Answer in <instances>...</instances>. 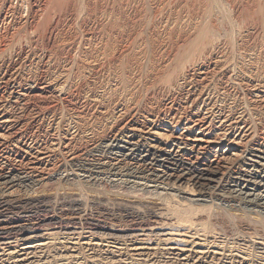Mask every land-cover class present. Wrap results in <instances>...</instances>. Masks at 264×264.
Wrapping results in <instances>:
<instances>
[{"label":"bare ground","instance_id":"bare-ground-1","mask_svg":"<svg viewBox=\"0 0 264 264\" xmlns=\"http://www.w3.org/2000/svg\"><path fill=\"white\" fill-rule=\"evenodd\" d=\"M51 1L52 0H50V2ZM97 1L98 0H82L83 3L81 4V8H79L78 10H77V8L74 9V10L77 11V14H78V12L80 13V15L76 14L77 16H75V18L78 19L81 16L82 19L81 18L80 19L82 20L81 21L82 27L87 25L89 20H91L92 18L96 19V21H98V23H100L101 22L100 20H102L103 29L104 30L106 29V34H107L105 39H103L102 37H100L97 34H92L93 32L92 33H88L89 31L86 32L85 34H83L79 38H76L74 36H72V37L60 36V34L57 33L58 31L56 33L54 32V34H53V31L55 30L57 24H59V22H58V20H59L58 10H59V12L68 11V14H69V12H72V10L74 8L73 6L76 7V5H74L75 4L74 0H54L51 3L49 2V4L47 3L48 4L47 5V10H49L51 12L55 11V13L52 12V13H54L53 14L54 17L52 16L50 20L48 19L49 22H48V24L46 22L47 25L44 24L45 22L44 23H40L41 21L39 19H38L39 21H37V23L40 26L46 25L45 28H48V29H47V31L46 30L45 31L46 32L49 31V35H48V37L45 40L46 41V45H48L47 49H46L47 50L46 52L38 54L39 56H37V57H33L32 56V58H31L30 56H28V53H27V55H24V54L16 52V50H15V53H17V54L14 53V55H16L15 60L14 59L11 60V59H7V58H3L1 53H0V151H2V150L4 151L6 160L7 159L8 160H13L12 157H19V159L15 160V158H14V161H9L8 163L5 160L6 164L5 165L2 164V166L0 165V198H1V201H0V230L7 223L6 221H4L5 217L7 216V213L10 212L12 210V208L14 207V206L9 204V201L10 200L11 201L14 200L13 203L16 204L15 202L17 200H20V198L15 197V194L18 191L17 189L20 190V188L25 187V186L28 189L29 188L28 186H30V187L34 186L38 181L43 179V175H45V173H46L44 169H42L44 171H40L37 167H35L33 165L30 166V167L28 166L26 168H21L20 167V163H21L22 159H24V158H26L28 156L29 159H28V161L26 160V163L27 162L28 163L35 162V163H39V165H40V163L42 164V163L46 162V163L50 164V162L53 161L55 158H59L57 156V155L60 154L59 151H62L63 154H64V155L61 154V156L62 155L65 156V159L68 158L67 161L69 160L68 161L69 164H70V161H71L72 162L71 164L73 166L77 167V169H75V170H79V168H80V170L81 169L88 170L90 172V174L89 173L88 174H89V176H92V180L95 177L97 178V176H98L97 174L98 173H103V172H105V174L106 173L110 174L111 176L119 175L121 177L123 176L125 178H128L126 180H130L131 178H133L134 181H135L136 178L143 177L141 175H145L148 178L151 177V176L152 177L154 176V178H155L154 181L149 180V179L146 180V181H149V182L153 183V185L150 184V185H147V186L148 187L152 186L154 188V192L156 190H158V189H162V191L159 190V192L160 191L163 192V189H165V190L167 189L173 195L177 194V195H182L184 197L197 196L196 200L200 201V202H204L206 200L204 198L206 196H210L212 194L211 193V190H212V187H213L212 181H213L215 175L217 174V171L220 168V166L222 164H224L225 162H227L228 160H231V161L234 160V162H236V164H238V167H240L243 164V166L240 168L242 170L240 171V169H239L237 171V175H236V177L234 176L235 177L234 179H237V180L241 179L243 182L239 183V181H234L233 180V182H232L233 184L232 185H229V186L223 187V188L219 187L220 188L219 192L216 193V191H215V193H216L215 194V198L217 200L222 201V202H223V200L224 201L225 200H227V201L235 200V201H238L241 206L243 205V207H241V209L244 208V207L245 208L246 207H252L256 211L264 212V143L263 142H256V143H252V142L250 143L249 142L250 144H248V148L249 147L251 148L250 151L252 153H251L250 156H247V157L245 156L246 153L243 154V149L241 147L242 145L239 146L240 145V141L242 139H246V142H248L249 140L251 141L253 139V136H252L253 132L250 131L251 130L250 126H252V124L249 122V120H250V116L249 115L250 114H248L249 110L247 112V109H249V107L251 109H253L252 106L255 104L254 103L255 101H253V100L255 98L258 100V98L260 97L259 93L260 92H264V46L262 45L263 48L259 47V50L257 51L256 43H253L252 46L243 45L244 39L248 38V36L250 38L251 34H249V33L253 32V31L249 32L248 30H242L236 24V27L238 26L239 28L235 32L233 30L235 26L232 25L233 23H231L230 19L229 20H221L217 24L216 23H212L210 25H205V24H202V22H200V21H203L205 19H210V20L217 19L218 18V12L214 16H212L211 14H207L205 12L202 13L203 14L202 17L191 15L190 18L186 17V18L182 19L180 22H178L176 19H174V18H172V17H170L168 15H164L158 21V23H163L164 24L163 25V29H165L167 27V25H174L175 27L177 26L180 29V32H179L180 34L176 35L173 38H164L163 35L160 32L163 29L162 30H157L155 32L154 36L151 39H149V41H150V44H149V42H147L146 39L140 38L134 33L130 34V35H127V36L124 35V30H125V27H126V21H125L126 20L125 19V15L126 14L125 13L129 12L132 9V5H135L137 2L135 4H131L130 0H121V2L119 4H116V2L114 3V2L111 1L113 4L112 3L111 4L106 3L104 5L103 4L101 5ZM118 1H120V0H118ZM7 2H8L7 3V10L5 9L6 10V11L4 10L5 12H2L3 10H0V19L3 20L4 22H5V20H7V22L12 20L9 17V15H8L9 12H10L9 14H11V16H13V20L12 21H17V20H14V18L15 19L16 18H18V19L22 18V14H23L22 13V9L23 8H22V5H20L21 2L19 4L17 3L18 5H13V3L10 2V0H8ZM79 3H81V2H79ZM139 3H140V0H139ZM3 5H2V7H3ZM77 5L79 6V4H77ZM257 7H256V9H257L256 11L259 12L260 10ZM259 8H261V7H259ZM238 9H239V7L236 6L235 10L238 11ZM262 9H261V12H262ZM45 11L46 10H44V14H45ZM236 11L234 13H236ZM239 12H240V9H239ZM245 12H243V13H245ZM261 12H260V14H261ZM38 14H40V13H38ZM46 14H47V11H46ZM239 14L241 15V13H239ZM256 14H257V12H256ZM36 16H34V17H36ZM39 16L40 15H38V17ZM242 16H248V15H244L243 14ZM47 17H49V16H47ZM47 17L46 16H42V18H44V19L45 18L47 19ZM257 18L259 19L260 16H258ZM32 19H34V18H32ZM32 19H31V21H32ZM237 19H241V18H237ZM263 19H262V21L264 22ZM24 20L26 21V18ZM73 20H74V18H73ZM248 20H249V18H248ZM12 21H10V22H12ZM31 21H29V22H31ZM205 21H208V20H205ZM235 21H237V20H235ZM247 22H250V21H247ZM252 22H254V21H252ZM93 23H95V22L93 21ZM239 23H242V21L238 22V24ZM230 25H231V27H230L231 29H229ZM260 25L262 26V24H260ZM5 28H7V27H5ZM32 28H34V27H32ZM101 28H102V26H101ZM30 29L31 28H29V30ZM37 29H39V28L33 29L34 32L31 33V34H34V35L38 34V33H36ZM33 30L31 29V32ZM95 30H96V28H95ZM259 30H261V29H259ZM7 31H8V29H6L3 32L2 38L7 34ZM43 31H42V33H43ZM232 33L234 34V37L231 36ZM255 34H256V32H255ZM43 35L46 37V35L44 33H43ZM52 35L54 37H52ZM252 35H253V33H252ZM5 37L7 38V36H5ZM28 37L30 38V36H28ZM31 38H32V36H31ZM32 41H33V39H32ZM37 41H35L36 43L34 42L36 44V46H37ZM154 41L156 43L157 42L160 43L162 46H160V45L155 46V43H154L153 44L154 45V49H153L152 43ZM263 42H264V40H263ZM40 43H41V41H40ZM229 44H231V46L228 47L227 45H229ZM39 45H41V44H39ZM232 45H234V46H232ZM41 46H43V45H41ZM33 47H34V45H33ZM29 49H27V51ZM0 50H1V47H0ZM44 51H45V49H44ZM39 52H41V50ZM213 79H216L215 81H217V87L219 86V90H217L215 92L220 91V93H214L215 95H212V96L207 95L208 96L207 97V96H205V92L207 91L206 89L209 88V84L210 83L214 84V82L211 81ZM139 83H140L141 86H144V87L146 86V88L148 90H150L149 88H151L153 85H158L160 87V89H162V90L166 89L168 92L174 86H179L180 83L183 84V85L184 84L187 85V87H188V85L190 86L192 84V85H194L192 87H195V88L192 89V91L189 90L187 92L186 96L183 97V105L185 106V103H187L186 102L187 100H189V99L194 100L193 98H196V97L198 99H200L201 104H199L198 106H195L191 110V109H186V107H184L182 105V103H181V105L183 106L182 108L181 107H176V108L172 109L173 112H171V110H166V109H165L166 111L163 110L162 105H161L162 103L159 106L157 104H154V106H153V103L149 102L150 100L149 101L145 100L146 98H145V95H144V100L146 101L145 102L146 104L144 105V108L142 110L143 113L141 114V110L140 109H139L140 111L137 110L141 114L142 120L139 121V119L136 117L137 116L136 115L135 117L138 119V120L137 119L136 120L139 121V123L136 121L137 122L136 126H134L133 128H130L128 126L127 130H123L122 126L125 125L124 123H126V120L121 126L120 118L123 117V116H126V117L128 116L129 117V116H132V114H135L134 105H136V99L139 98V95H140L139 93L142 90L141 89L142 87L139 90L136 89L137 87H135L137 85L140 86ZM236 87L244 88L245 92H246V95H245L246 97L243 96L244 93L242 95V94H240L237 91L235 92V90L232 91V89H235ZM182 88H183V86H182ZM173 89L175 90V88H173ZM210 89H208V90H210ZM153 90H155V89L153 88ZM157 90H159V89H157ZM35 91H40V94H48V95L55 94V95L59 96L58 99H61V100H63L64 98L73 99L72 101H76V102L80 101V102H82L85 105V107H86V104L90 105L92 107H89L88 112H81L82 109H81V111H78L79 110L78 108H74V111L73 110L71 111V109H69L70 107L68 109H61V108H56L54 106H51V107L47 108V110L45 112H43V111H42V113L39 112L40 114H37L34 117L31 116V114H32V112H31L30 116L33 117V119H31L32 123H31V125H29V127H27V123L29 121L26 120V117H28V116H25L24 112L31 108V106L29 108L28 102H29V100L31 98H33L35 96ZM240 91H242V90H240ZM156 92H158V91H156ZM207 92H209V91H207ZM213 92L211 94H213ZM147 95L149 96L150 94H147ZM158 95H157V97H158ZM202 95H204V96H202ZM200 96H202L204 98H202ZM247 96H249L248 99H247ZM36 97L37 96H35V98ZM171 97H173V96L171 95ZM175 97H176V95H175ZM175 97H174V99H175ZM153 98H154V96H153ZM250 98H252L251 101H250ZM179 99H181V98H179ZM144 100H142V101H144ZM162 100L163 99H161V101ZM158 101H160V100L158 99ZM140 102H141V100H140ZM189 102H191V101H189ZM261 103H260V106H262ZM83 104H81V105H83ZM164 104H165V102H164ZM190 104H188V105H190ZM186 106H187V104H186ZM257 106H258V104H257ZM132 107H134V108H132ZM139 107H141V106H139ZM262 107H264V106H262ZM136 109H138V108L136 107ZM257 109H260V108H256V110ZM29 111L30 110H28V112ZM31 111H32V109H31ZM85 111H86V109H85ZM168 111H170V116L168 115V113H169ZM183 111H184L185 115H187L186 113H188V117L186 116L187 118H189L187 122L183 121V117H182L183 116L182 115ZM252 112H254V111H252ZM28 114L29 113H27V115ZM252 116H254V115H252ZM133 117H131V118H133ZM261 117H262V115H261ZM28 119H30V118H28ZM253 120H256V118L252 119V121ZM260 120H263V119L261 118ZM26 121H28V122H26ZM256 121H254V122H256ZM263 122H262V124H263ZM253 124L256 125L255 123H253ZM31 126H34V127L30 128ZM125 126H127V125H125ZM254 127L255 126H253L252 128H254ZM162 129L165 130V131H162ZM177 130H181V131H186L187 132L185 139L183 138V133L181 131H180L181 133H179ZM255 131H257V130H255ZM100 133L103 134L102 141L97 142V143H92L91 142L92 144L89 145L88 147L86 146V149H84L85 150L84 152L82 151V153H80L81 151L79 150L80 154L79 153H75L73 151V147L72 146H73V143L76 142L77 137H79V139H81L82 137L80 138V136H82L84 134H91V136H92V135H97V134H100ZM258 133L260 134V131H258ZM59 135H61V139L58 138ZM86 137H88V136H86ZM170 137H173V138H170ZM258 137H260V136L258 135ZM263 139L264 138H262V140ZM85 140H87V139H85ZM223 143L226 144V146H227L226 149L223 147L224 149H221V150L219 149V151L215 150V152L213 154L212 153L213 147H215V145H219V144H223ZM88 144H90V143H88ZM79 145H81V144H79ZM189 145H190V147H188ZM233 146H235L236 148H233ZM195 147H197L199 151H201L203 154L206 155L205 159L203 161H198V160H190V161L188 160L187 161V160H185L186 159L185 156H188L191 153L192 149H194ZM231 149L235 150V151L232 152ZM101 150L107 154L106 157L101 158V159L100 158H94V157L89 158V157H86V155H85V152H86V154L89 155V152H92V153L95 152L96 153V151H101ZM200 154L201 153L198 154L199 157H200ZM100 155H101V152H100ZM191 155H193V153ZM103 156H105L104 153H103ZM59 159H61V158H59ZM30 160H32V161H30ZM165 161L166 162H171V163H168V164H171V167L166 165L167 167H166V170L163 169L164 171L161 170L160 168H159L160 170L157 171L155 168L154 169L152 168L154 166H152V167L150 166V164L152 165L153 162H157V163L162 164ZM18 162H20V163H18ZM54 162H55V160H54ZM60 162H62V163L59 164V162H57L59 164L58 166H56L55 164L52 166V167H54V170L53 169H50V170L48 169L49 171L47 170V173H46L47 176L49 175V173L51 174V172H53L54 175L58 176L57 177L58 179L64 180L63 177H66L69 174H73V173H68L70 170L68 172L66 171L68 162H65L63 160L60 161ZM24 163H25V161H24ZM72 165H71V167H72ZM43 166L44 167H42V168H45V165H43ZM159 166H161V165H159ZM230 166H232V165H230ZM87 167H89V168H87ZM225 171L227 172V170H224V172ZM43 172H45V173H43ZM73 172H74V170H73ZM74 174H76V173H74ZM76 175L78 176V173ZM111 176H109V177H111ZM115 178H118V176L115 177ZM76 179H78V178H76ZM107 179H108V177H107ZM107 179H106V181H107ZM45 180H47V179H45ZM56 180H55V183H56ZM133 180L131 179V181H133ZM227 180H230V179H228V177H227ZM102 181H101V183H103ZM106 181L104 180V182H106ZM119 181L120 180L118 179V182ZM65 182H67V181H65ZM124 182L128 183V181H124ZM133 182H131V183H133ZM184 182H186V183H188L190 185H193L196 188H198L197 193L194 190H192V191H194L195 193L194 194L191 193L190 190H189V189H191L190 186L188 184H186L187 186H189V188H188L187 186H185V184H183ZM89 183H90V180H89ZM107 183H108V181H107ZM139 183L140 182H138V185H139ZM143 183H147V182H143ZM219 183H221V182H219ZM59 184H60V181H59ZM218 184H217V186H218ZM79 185H81V184H79ZM62 186H63V184H62ZM96 186H97V184H96ZM115 186H117V185H115ZM78 187H80V186H78ZM125 187H127V186H125ZM214 187H216V186H214ZM25 188H23V189H25ZM127 188H129V187H127ZM134 188H136V187H134ZM82 189H84V188H82ZM82 189H80V190H82ZM111 189H112V187H111ZM116 189H117V187H116ZM118 189H119V187H118ZM193 189H194V187H193ZM125 190H127V189H125ZM142 190H143V188H142ZM21 191H22V189H21ZM26 191H29V190H26ZM26 191H25V193H26ZM107 191H109V190H107ZM123 191L124 190H122V192ZM168 191H167V193H168ZM132 192H133V190H132ZM146 192H145V194H146ZM21 193H23V192H21ZM102 193L103 192H101L100 194H102ZM116 193H118V192H116ZM127 193H130V191L127 192ZM27 194H24V195H27ZM147 194L149 195V193H147ZM153 194H155V193H153ZM153 194H152V196H153ZM29 195H32V194L29 193ZM212 195H214V194H212ZM119 196H120V194H119ZM158 196H156V198H160V196H162V194L159 197ZM165 196H166V193H165ZM169 196H170V194H168V197ZM12 197H13V199H11ZM56 197L59 198L58 195ZM60 197L62 198V196H60ZM79 197L81 198L80 195H79ZM96 197H98V196H96ZM175 197H176V195H175ZM211 197L212 196H210V199H211ZM34 198H32V199H34ZM163 198H160V199H163ZM170 198H172V197H170ZM54 199H56V198H54ZM76 199H78V198H76ZM93 199H94V197H93ZM102 199H101V201H103ZM172 199H174V198H172ZM178 199H180V198H178ZM29 200L27 199L26 201H29ZM46 200L44 202H46ZM124 201L125 200H123V202ZM154 201H155V199H154ZM162 201H164V200H162ZM104 202H106V199L104 200ZM107 202H106V204H107ZM111 202H113V200ZM115 202H113L114 205H110V204L109 205L114 207V206L118 205L119 200H118V203L116 205H115ZM126 202H127V200L125 201V203ZM175 202H176V200L174 201V203ZM190 202H188V203L190 204ZM34 203H37V202H34ZM120 203H122V202H120ZM155 203H157V202L155 201ZM181 203L182 202H179L180 205H181ZM210 203H212V202H210ZM27 204H29V203H27ZM128 204L129 203H127L126 205L128 206ZM163 204H164V202H163ZM185 204H187V203H184V205ZM206 204L208 205V203H206ZM40 205H41V203H40ZM57 205H58V203H57ZM95 205H98V203L94 204V206ZM154 205H156V204H153L151 206H154ZM164 205H167V203L164 204ZM227 205H230V204H227ZM240 205H238L237 207H240ZM25 206H26V204L23 207H25ZM102 206L104 207V205H102ZM131 206L133 207L134 205H131ZM147 206H148V204H146V207ZM149 206H150V204H149ZM157 206H159V205H157ZM176 206H179V205H176ZM191 206L193 207L194 205L191 204ZM211 206L214 207L215 205L213 206V204H211ZM29 207H30V205H29ZM235 207H236V205H235ZM97 208H98V206H97ZM119 208H120V206H119ZM155 208L153 207V209H155ZM219 208L220 207H218V209ZM147 209H149V208H147ZM153 209H152V211H153ZM164 209H165V207H164ZM169 209H167V210H169ZM189 209H190V207H188V208L186 207V209L184 208L183 210H181L182 212L180 213V219L184 223L185 226H186V224H189V226L192 227L193 224H195V223H193L192 225H190V223H192L191 222V214L194 213V209H192V210H189ZM113 210H114V208H113ZM113 210H112V212H113ZM139 210H141V209H139ZM160 210H163V208L160 207ZM178 210H180V209L178 208ZM223 210H225V208ZM223 210H222V212H223ZM226 210H227V212H226ZM226 210H225L226 213H228L230 211V209H229V211H228V209H226ZM14 211H15V209H14ZM126 211H128V210H126ZM132 211H133V209H132ZM15 212L13 214H15ZM84 212H86V211H84ZM105 212H106V210H105ZM172 212H174V211H171V214H172ZM222 212H220V213H222ZM243 212H245V211H243ZM102 213H104V212L102 211ZM109 213H111V212H109ZM115 213H116V211H115ZM168 213H170V212L168 211ZM245 213H243V214L239 213L240 216L238 217L239 218L238 221L239 220L241 221V219H243V218H248V222L252 221L254 219L253 218L251 220V218H249L250 216L248 217ZM111 214L113 215V213H111ZM156 214H164V213H162V212L159 213L158 212ZM195 214H196V212H195ZM228 214H231V212L228 213ZM233 214H234V212H233ZM251 214H252V212H251ZM8 215H9V213H8ZM18 215H21V214H18ZM18 215H17V217H18ZM23 215L25 216V214H23ZM133 215L136 216V214H132V217H133ZM145 215H147V214H145ZM255 215L256 214H254V216ZM263 215L264 214H262V216ZM28 216H30V215H28ZM52 216H50V218ZM167 216H169V215H167ZM217 216H219V215H217ZM233 216H234V219H235V215H233ZM251 216H253V215H251ZM157 217H159V216H157ZM164 217H162V218H164ZM7 218H9V216ZM138 218H139V216H138ZM217 218L218 217H216V219ZM260 218L261 217H259V219ZM113 219H111V220H113ZM155 219L156 218H154V220ZM180 219L178 218L179 221H180ZM231 219H233V217ZM60 220H62V219H60ZM254 220H255L254 222L257 221L256 219H254ZM261 220H263V219L261 218ZM58 221L59 220H57V223H58ZM67 221H65V222H67ZM133 221H135V220H133ZM163 221H164V219H163ZM235 221H237V219ZM23 222H24V220H23ZM32 222H34V221H32ZM35 222H36V220H35ZM42 222L43 221H38L37 220V222L35 224H42ZM50 222H52V221H50ZM147 222H148V219H147ZM175 222H177V221H175ZM261 222L264 224V221H261ZM261 222H260V224H262ZM73 223H72V225H73ZM94 223H96V222H94ZM122 223H125V221L122 222ZM133 223H135V222H133ZM166 223L168 224V222H166ZM24 224H18L17 223L16 225L11 226V231L12 230H16L17 233H18L19 232L18 230H22V229H26L27 230V228H29V227L25 226ZM59 224H61V222ZM176 224H179V223H176ZM263 224H262V226H263ZM184 225L182 227H184ZM195 225L197 226V224H195ZM195 225L193 227H195ZM45 226H47V225H45ZM58 226H60V225H58ZM73 226H75V225H73ZM179 226H180V224H179ZM205 226H207V225H205ZM205 226H200V227L204 228ZM243 226H245V225L243 224ZM252 226H253V224H252ZM36 227H39V226H36ZM60 227H62V226H60ZM124 227H125V225H124ZM151 227H152V225H150L149 229L145 230L147 232L146 236L148 235V236H152L153 237V236L157 235L156 233L163 232V229L160 228V227H156V228H151ZM5 228H7V227H5ZM113 228H114V226H113ZM125 228H128V227H125ZM172 228L175 229L174 226ZM186 228H187V226H186ZM206 228H208V227H206ZM262 228L264 229V227H262ZM31 229L33 230V228H31ZM70 229L68 230V232L70 231ZM132 229H133V227H132ZM196 229H197V227H196ZM241 229L242 228H240V230ZM247 229H249V228H247ZM75 230L76 229L74 228V232H75ZM94 230L92 229L93 232H95ZM193 230H194V228H193ZM6 231H7V229H6ZM35 231H37V230L34 229L33 231L26 232V233H24L21 236V238L22 239L24 238V240L27 241L29 238L33 239V238H35L37 236H40L41 234L42 235L44 234V232L41 231L42 233L39 232L40 235H37L36 234L37 232H35ZM58 231H60V230L58 229L56 231V233ZM87 231L89 232V230H87ZM237 231L239 233V230H237ZM71 232H72L71 234L73 235L74 234L73 231H71ZM93 232H91L90 234H93ZM176 232H178V231H176ZM180 232L181 231H179V233ZM184 232H185V230H184ZM19 233L21 234V232H19ZM109 233H108L109 236H112L116 232H113V230L111 228V229H109ZM127 233H129V232H127ZM130 233H132V232H130ZM25 234H27L28 236L26 235L27 237H25L24 236ZM138 234H139V232H138ZM138 234H136V236H138ZM167 234L168 233H166V236H167ZM181 234H182V232H181ZM181 234H178V235H181ZM190 234L193 235V232L190 233ZM9 235H11V234H9ZM93 235H95V234H93ZM101 235H102V233H101ZM186 235H187V233H186ZM0 236H2V235H0ZM75 236L76 235H74V237ZM102 236L104 237V235H102ZM121 236H120V238H121ZM169 236L170 235L168 234V237ZM206 236H207V233H206ZM246 236H248V235L246 234ZM54 237H55V235H54ZM60 237L64 238L62 236H60ZM105 237H106V235H105ZM116 237H118V235ZM158 237H160V236H158ZM227 237H229V236H227ZM79 238H77V239H79ZM108 238H110V237H108ZM139 238H137V239L139 240ZM213 238H215V236ZM213 238H212V240H213ZM99 239L101 241L100 235H99ZM115 239L116 238H114V240ZM146 239H147V237H146ZM169 239H171V238L169 237ZM172 239H175V241H176V237L172 238ZM178 239H177V241H178ZM180 239H182V238H180ZM203 239H205V238H203ZM0 240H1V238H0ZM19 240H20V238L19 239H15L14 243L17 242V241L19 242ZM53 240H54V238H53ZM58 240H59V238L57 239V241ZM68 240H70V239H68ZM68 240L66 239V241H68ZM108 240L111 241V239H108ZM10 241H12V240H10ZM74 241H75V239H74ZM186 241H188V240H186ZM231 241H233V240H231ZM0 242H2V241H0ZM32 242H34V241H32ZM60 242H62V241H59V243ZM119 242H121V241H119ZM144 242H145V239H144ZM180 242L182 243L183 241L180 240ZM180 242L178 244H180ZM9 243H11V242H9ZM37 243H39V242H37ZM98 243L100 244V242H98ZM139 243H140V241H139ZM141 243H143V242H141ZM174 243H176V242H174ZM262 243H264V242H262ZM51 244H52V242H51ZM126 244H127V242H126ZM224 244H225V242L223 243V245ZM244 244H246V243H244ZM45 245H46V243L45 244L44 243H39V244H35V243L32 244L31 243V244L24 245V247L18 248V247H20V245L17 246V244H15V246L14 247L12 246V247L14 249H17V250H14V249H13V251L10 250L11 252L8 253L9 256H6V257L4 256V258H5L4 261L6 260L9 263L14 262V264H25V263L27 264V262H28V264H31L33 261H34L33 263H35L36 262V260L34 258L35 254H37V255L40 254L39 252H38L39 254L36 253V251H39V250L41 251V248L45 247ZM141 245H140V247L138 245H137L138 247H134L133 246L134 248L130 246L131 249H133V251H135L133 255H138V256L139 255H142V256L146 255V252L148 251V249H147V251H145L146 248L145 247H141ZM159 245H157V247L158 248L160 247L159 249H161V246H159ZM201 245H203V244H201ZM214 245L215 246H220L222 244L216 245V243H215ZM234 245L235 244H233V246ZM236 245L238 246L237 243H236ZM259 245H260V243H259ZM48 246H50V245L48 244ZM83 246H86V245L83 244ZM94 246L97 247L96 245H94ZM115 246L116 245H114V247ZM2 247H3V244H2ZM53 247L55 249L56 245H54ZM53 247H51V248H53ZM79 247L81 248L80 245H79ZM121 247H122V245H121ZM171 247H172V245H171ZM174 247H176V246H174ZM246 247H248V246L246 245ZM57 248H59L58 245H57ZM71 248L73 249V247H71ZM142 248L144 250H142ZM182 248H183V246H182ZM255 248H256V245H255ZM120 249H124V251L121 250L122 252H119V253H123V254L127 253L129 251L125 247L124 248L122 247ZM166 249H167V247H166ZM178 249H179V247H178ZM186 249H188V248H186ZM42 250H43V248H42ZM46 250H48V249H46ZM58 250H57V252H58ZM89 250L90 249H88L87 251H89ZM107 250L110 253H112L113 251L118 250V249L112 250V249L109 248ZM214 250H215V252L217 251L216 249H214ZM260 250H262V249H260ZM93 251L98 252L97 250H94V248H92V250H90V252H89V254H91V255L89 256L88 260L90 259L91 262L94 261L93 263L95 264L94 257L97 254L95 252H93ZM133 251H131V253ZM204 251H203V253H204ZM172 252H174V251H172ZM220 252H222V251H220ZM49 253H50V250H49ZM68 253L66 255L67 258L65 257L67 259V261H69L70 257L71 258L75 257V258L78 259V257H76L77 254L75 255L74 252L70 253V255H68ZM77 253H79V252H77ZM86 253L87 252H84V255ZM93 253H95L96 255H94ZM110 253H109V255H110ZM157 253L158 252H156V254ZM160 253H161V251H160ZM191 253H193V252H191ZM42 254H43V252H42ZM58 254H59V252H58ZM100 254H102V253H100ZM179 254L181 255V253H179ZM113 255L115 257V256H118L119 254L115 253ZM152 255H154L153 252H152ZM152 255H150V257ZM209 255L207 254V256H209ZM40 256H42V255H40ZM50 256H52V255H50ZM68 256H69V259H68ZM110 256H112V255H110ZM198 256H200V255H198ZM55 257H60V256L58 255V256H55ZM147 257H148V254H147ZM222 257H220V258H222ZM32 258H34V260L30 261ZM52 258H54V257H52ZM85 258H87V257H85ZM175 258H172V259H175ZM183 258L184 257L182 256V259ZM196 258H199V257H196ZM213 258H216V257H213ZM45 259H46V257H45ZM103 259H106V258H103ZM117 259H118V257H117ZM122 259L124 260V258H122ZM125 259H127V258H125ZM134 259H136V258H134ZM142 259H143V257H142ZM144 259H145V257H144ZM165 259H164L163 262H166ZM96 260H98V258ZM114 260L112 262H114ZM141 260H139V261H141ZM167 260H168V258H167ZM6 261H5V263H6ZM39 261H40V259H39ZM46 261L48 263V260H46ZM57 261H59V260H57ZM57 261H55V262H57ZM78 261H77V263H80ZM104 261L107 262L108 258H107V260H104ZM52 262H51V264H53ZM126 262H127V260L125 261V263ZM157 262H158V260H157ZM173 262H175V261H173ZM180 262H182V264H183V261H180ZM184 262H186V261H184ZM42 263H45V262H42ZM67 263H69V262H67ZM84 263L86 264L85 261H84ZM142 263H145V262H142ZM262 263H264V262H262ZM0 264H2V263H0ZM158 264H160V263L158 262ZM198 264H199V262H198ZM202 264H204V263H202Z\"/></svg>","mask_w":264,"mask_h":264},{"label":"rangeland","instance_id":"rangeland-1","mask_svg":"<svg viewBox=\"0 0 264 264\" xmlns=\"http://www.w3.org/2000/svg\"><path fill=\"white\" fill-rule=\"evenodd\" d=\"M8 1V0H7ZM6 0H0V10H3L2 12H5L6 10H7V2ZM34 1V2H33ZM47 1V2H46ZM52 1H54V0H52ZM51 1V2H52ZM75 1V4L74 5H76V7L75 6H73L74 8H73V10H72V12H69V14H68V11H65V12H59V10H58V15H59V20H58V22H59V24H57V26H56V28H55V30L53 31V34H54V32L56 33L57 31V33L58 34H60V36H64V37H72V36H74V37H76V38H79V37H81L83 34H85L86 32H88V33H92V34H97V35H99L100 37H102L103 39H105L106 38V36H107V34H106V29L104 30L103 29V22H102V20H100L101 22L100 23H98V21H96V19H94V18H92L91 20H89V22L87 23V25H85V26H83L82 27V25H81V16L78 18V19H76L75 18V16H77L78 14L80 15V13L78 12V14H77V11L76 10H74L75 8H77V10L79 9V8H81V4L83 3L82 2V0H74ZM77 1V2H76ZM108 1V2H107ZM116 2V4H119L120 2H121V0L120 1H118V0H98L97 2L99 3V4H106V3H108V4H111L112 2ZM133 1V2H132ZM10 2L11 3H13V5H18L20 2H21V4L20 5H22V18H14V20H17V21H12L13 20V16H11V14H9L8 13V15H9V17L12 19V20H10V21H12V22H10V21H8L7 22V20H5V22L3 21V20H1L0 19V47H1V50H0V53H1V55H2V57L3 58H7V59H11V60H15V58H16V55H14V53H15V50H16V52H18V53H21V54H24V55H27V53H28V56H30L31 58H32V56L33 57H37V56H39L38 54H40V53H43V52H46L47 50V46L48 45H46V38L48 37V35H49V31L48 32H46L47 31V29L48 28H45L46 27V25L48 24V22H49V20L51 19V17L53 16L54 17V13H55V11H52V12H54V13H52L51 11H49V10H47V5L49 4V2H50V0L48 1V0H10ZM50 2V3H51ZM79 2H81V3H79ZM138 4H137V3ZM18 3V4H17ZM48 3V4H47ZM130 3L131 4H135V5H132V9L129 11V12H126L125 14V21H126V27H125V30H124V35L125 36H127V35H130V34H136L138 37H140V38H144V39H146V41L147 42H149V44H150V41H149V39H151L153 36H154V34H155V32L157 31V30H162L163 29V23H158V21H159V19H161V17L162 16H164V15H168V16H170V17H172V18H174V19H176L178 22H180L182 19H184V18H186V17H188V18H190V16L191 15H194V16H200V17H202V13H207V14H211L212 16H214L217 12H218V18L217 19H215V20H210V19H205V20H208V21H205V20H203V21H200V22H202V24H205V25H210V24H212V23H218L219 21H221V20H231V23H233L232 25H234L235 27H234V31L236 32L237 30H238V28L240 27V29H242V30H248L249 32L250 31H253V32H250L249 34H251L250 35V38H249V36H248V38H246V39H244V42H243V45H245V46H252V44L253 43H256V46H257V51L259 50V47L261 48H263V46H264V42H263V40H264V22L262 21V19L264 18V0H140V3H139V0H130ZM5 6H4V5ZM77 4H79V6L77 5ZM113 4V3H112ZM140 4V5H139ZM2 5H3V7H2ZM25 7H24V6ZM45 5V6H44ZM145 5V6H144ZM260 5V6H259ZM262 5V6H261ZM134 6V7H133ZM143 6V7H142ZM236 6H238L239 7V9H240V12H239V9H238V11H236L235 10V7ZM258 6V7H257ZM256 7L260 10L259 12L258 11H256L257 9H256ZM259 7H261V8H259ZM135 8V9H134ZM217 8V9H216ZM263 8V9H262ZM6 9V10H5ZM261 9H262V12H261ZM5 10V11H4ZM44 10H46L47 11V14H46V11H45V14H44ZM138 10V11H137ZM143 10V11H142ZM234 10V11H233ZM247 10V11H246ZM29 11V12H28ZM43 11V12H42ZM76 11V12H75ZM236 11V13H234ZM242 11V12H241ZM247 13H246V12ZM257 12V14H256V12ZM25 12V13H24ZM42 12V13H41ZM51 12V13H50ZM136 12V13H135ZM140 12V13H139ZM243 12H245V13H243ZM260 12H261V14L263 15H261L260 14ZM12 13V12H11ZM38 13H40V14H38ZM139 13V14H138ZM239 13H241V15L239 14ZM260 15H259V14ZM49 14V15H48ZM64 14V15H63ZM77 14V15H76ZM248 15V16H242V15ZM13 15V14H12ZM24 15V16H23ZM33 15V16H32ZM37 15V16H36ZM38 15H40L39 17H38ZM49 16V17H47V19L45 18H42V16ZM240 15V16H239ZM34 16H36V17H34ZM236 16V17H235ZM256 16V17H255ZM258 16H260V18L258 19L257 17ZM262 17V18H261ZM26 18V21L24 20ZM32 18H34V19H32ZM73 18H74V20H73ZM81 18V19H80ZM237 18H241V19H237ZM244 18V19H243ZM247 18V19H246ZM248 18H249V20H248ZM254 18V19H253ZM256 18V19H255ZM31 19H32V21H31ZM41 21L40 23H44V24H46V22H47V24L46 25H42V26H40L38 23H37V21H39V20ZM49 19V20H48ZM71 19V20H70ZM94 19V20H93ZM214 19V18H213ZM237 20L238 22H241L242 21V23H239L238 24V22L237 21H235V20ZM261 19V20H260ZM19 20V21H18ZM22 20V21H21ZM46 20V21H45ZM95 22V23H93V21ZM241 20V21H240ZM245 20V21H244ZM264 20V19H263ZM29 21H31V22H29ZM35 23H34V22ZM234 21V22H233ZM247 21H250V22H247ZM252 21H254V22H252ZM262 21V22H261ZM4 22V23H3ZM7 22V23H6ZM14 22V23H13ZM25 22V23H24ZM141 22V23H140ZM260 22V23H259ZM30 23V24H29ZM32 23V24H31ZM92 23V24H91ZM249 23V24H248ZM37 24V25H36ZM94 24V25H93ZM102 24V25H101ZM236 24L239 26H237L236 27ZM244 24V25H243ZM260 24H262V26L260 25ZM30 27H29V26ZM33 25V26H32ZM89 25V26H88ZM247 25V26H246ZM256 25V26H255ZM9 26V27H8ZM34 27V28H32V27ZM36 26V27H35ZM95 26V27H94ZM101 26H102V28H101ZM242 26V27H241ZM246 26V27H245ZM5 27H7V28H5ZM41 27V28H40ZM231 27V25L229 26V29H231L230 28ZM245 29H244V28ZM251 27V28H250ZM259 29H261V30H259ZM5 28V29H4ZM29 28H31L32 30L33 29H35V28H39V29H37V32L36 33H38V34H36V35H34V34H31V33H33L34 32V30L31 32V29L29 30ZM95 28H96V30H95ZM3 29V30H2ZM6 29H8V31H7V34L5 35V36H7V38L4 36L3 38H2V35H3V32L6 30ZM251 29V30H250ZM255 29V30H254ZM263 29V30H262ZM44 30V31H43ZM46 30V31H45ZM183 30V29H182ZM257 30V31H256ZM259 30V31H258ZM29 31V32H28ZM42 31H43V33L46 35V37L43 35V33H42ZM262 31V32H261ZM98 32V33H97ZM161 32V34L163 35V37L164 38H173V37H175L176 35H178V34H180L179 32H180V29L176 26H174V25H167V27L165 28V29H163L162 31H160ZM255 32H256V34H255ZM252 33H253V35H252ZM31 34V35H30ZM42 36H41V35ZM57 34V35H58ZM259 34V35H258ZM261 34V35H260ZM28 36H30V38L28 37ZM31 36H32V38H31ZM42 38H41V37ZM231 36H233L234 37V34L232 33L231 34ZM11 37V38H10ZM52 37H54L53 35H52ZM232 37V38H233ZM37 38V39H36ZM4 39V40H3ZM32 39H33V41H32ZM31 40V41H30ZM38 40V41H37ZM43 40V41H42ZM30 43H29V42ZM35 41H37V46H36V42ZM40 41H41V43H40ZM96 41V40H95ZM94 41V42H95ZM169 41V40H168ZM35 42V43H34ZM45 44H44V43ZM262 42V43H261ZM4 43V44H3ZM26 43V44H25ZM155 43V46H158V45H160V46H162L160 43H156L155 41L152 43V47H153V49H154V44ZM2 44V45H1ZM30 46H29V45ZM32 44V45H31ZM39 44H41V45H43V46H41V45H39ZM33 45H34V47H33ZM45 45V46H44ZM263 45V46H262ZM36 46V47H35ZM228 47L229 46H231V44H229V45H227ZM232 46H234V45H232ZM19 47V48H18ZM24 49H23V48ZM31 47V48H30ZM46 47V48H45ZM31 50H30V49ZM27 49H29L28 51H27ZM44 49H45V51H44ZM23 50V51H22ZM37 52H36V51ZM41 50V52H39ZM43 50V51H42ZM54 50V49H53ZM23 52V53H22ZM39 52V53H38ZM15 54H17V53H15ZM13 55V56H12ZM11 57V58H10ZM216 79H213V80H211L212 82H214V84L213 83H210L209 84V88L208 89H210V90H208V89H206L207 91H209V92H205V96H207V95H209V96H212V95H215L214 93H220V91H218V92H215V91H217V90H219V86L217 87V81H215ZM139 85H140V83H139ZM154 86V87H153ZM151 88H149L150 90H148L147 88H146V86L144 87V86H135V87H137L136 89H140L141 87V91H140V95H139V98H137L136 99V105H134V107H132V108H134L135 109V114H132V116H123V117H121L120 118V121H121V126H122V124L125 122V120H126V123H124L125 125H127V126H125V125H123L122 126V129L123 130H127L128 129V126L130 127V128H133L134 126H136V124H137V122L139 123V121H141L142 120V117H141V114L143 113V108H144V105L146 104L145 102L148 100H150L149 102H151V103H153V106H154V104H157L158 106L161 104L162 105V108H163V110H171V112H173L172 111V109H174V108H176V107H183L184 105H183V97H185L186 96V94H187V92L190 90V91H192V89H194L195 87H192V86H194V85H188V87H187V85H183V84H179V86H174L173 88H175V90L173 89V88H171L170 90H169V92L166 90H162V89H160V87L158 86V85H153ZM182 86H183V88H182ZM159 87V88H158ZM192 87V88H191ZM144 88V89H143ZM153 88L155 89V90H153ZM216 90H215V89ZM237 88V89H236ZM235 89H232V91H234L235 90V92L237 91V92H239L240 94H242L243 95V93H244V97H246L245 95H246V92H245V89L244 88H242V87H236ZM147 89V90H146ZM157 89H159V90H157ZM180 89V90H179ZM145 92H144V91ZM177 90V91H176ZM214 92H213V91ZM239 90V91H238ZM240 90H242V91H240ZM156 91H158V92H156ZM165 91V92H164ZM179 91V92H178ZM147 92V93H146ZM152 92V93H151ZM175 92V93H174ZM183 92V93H182ZM213 92V94H211ZM143 93V94H142ZM146 93V94H145ZM158 95V97H157V95ZM168 95H167V94ZM177 93V94H176ZM185 93V94H184ZM147 94H150L149 96L147 95ZM152 94V95H151ZM155 94V95H154ZM184 94V95H183ZM211 94V95H210ZM263 96H262V95ZM142 95V96H141ZM144 95H145V100H144ZM166 95V96H165ZM171 95L173 96V97H171ZM175 95H176V97H175ZM183 95V96H182ZM259 95H260V97L258 98V100L255 98L253 101H255L254 103V105L252 106V108L253 109H251L250 107H249V109H247V112H248V110H249V112H248V114H250L249 116H250V120H249V122L252 124V126H250V128H251V130L250 131H252L253 132V139L250 141H248V142H246V139H242L241 141H240V145L239 146H241L242 147V149H243V154L244 153H246L245 154V156L247 157V156H250L251 155V151H250V147L248 148V144H250L251 142L252 143H256V142H263L264 143V139L262 140V138H264V107H262V106H264L263 104H264V92H260L259 93ZM35 96H37L36 98H35ZM35 96L33 97V98H31L30 100H29V102H28V104H29V108H30V106H31V108L30 109H28V110H30L29 112H28V110L27 111H25L24 112V115L25 116H28V117H26V120H28V121H26V122H28L27 123V127H29V125H31V123H32V120L31 119H33V117L34 116H36L37 114H40V113H42V111L43 112H45L46 110H47V108H49V107H51V106H54V107H56V108H61V109H68L69 107V109H71V111L73 110L74 111V108H78L79 110L78 111H81V109H82V111L81 112H88V110H89V107H92V106H90V105H87L86 104V107L88 108H86L85 107V105L82 103V102H80V101H72L73 99H69V98H64L63 100H61V99H58L59 98V96H57V95H55V94H50V95H48V94H40V91H35ZM153 96H154V98H153ZM202 96H204V95H202ZM202 96H200V97H202ZM157 97V98H156ZM163 99L162 101H161V99ZM174 97H175V99H174ZM208 97V96H207ZM248 97L249 96H247V99H248ZM143 98V99H142ZM149 98V99H148ZM179 98H181V99H179ZM202 98H204V97H202ZM141 100V102H140V100ZM158 99L160 100V101H158ZM168 99V100H167ZM194 100H191V99H189V100H187L186 102L187 103H185V106L184 107H186V109H191L192 110V108H194L195 106H198L199 104H201V101H200V99H198L197 97L196 98H193ZM198 99V100H197ZM262 99V100H261ZM139 100V101H138ZM142 100H144V101H142ZM154 100V101H153ZM252 100V98H250V101ZM71 101V102H70ZM138 101V102H137ZM157 101V102H156ZM181 101V102H180ZM189 101H191V102H189ZM194 101V102H193ZM257 101V102H256ZM70 102V103H69ZM76 104H75V103ZM164 102H165V104H164ZM169 102V103H168ZM193 102V103H192ZM262 102V103H261ZM141 103V104H140ZM181 103H182V105H181ZM191 103V104H190ZM260 103H261V105L262 106H260ZM79 104V105H78ZM81 104H83V105H81ZM179 104V105H178ZM186 104H187V106H186ZM188 104H190V105H188ZM257 104H258V106H257ZM75 105V106H74ZM143 105V106H142ZM139 106H141V107H139ZM169 106V107H168ZM190 108H189V107ZM72 107V108H71ZM81 107V108H80ZM136 107L138 108V109H136ZM167 107V108H166ZM260 108V109H257L256 110V108ZM86 109V111H85V109ZM170 108V109H169ZM31 109H32V111H31ZM133 109V110H134ZM141 110V114L139 113V111ZM137 110H139V111H137ZM165 110V111H166ZM263 110V111H262ZM252 111H254V112H252ZM261 111V112H260ZM32 112V114H31V116H33V117H31L30 116V113ZM40 112V113H39ZM138 112V113H137ZM169 113H168V115L170 116V111H168ZM27 113H29L28 115H27ZM254 113V114H253ZM256 113V114H255ZM140 114V115H139ZM187 115H185V113H184V111L182 112V117H183V121H185V122H187L188 121V119L189 118H187L188 117V113H186ZM260 114V115H259ZM137 115V116H136ZM252 115H254V116H252ZM261 115H262V117H261ZM30 116V117H29ZM134 116V117H133ZM139 119V121H137L138 119L136 118V117ZM139 116V117H138ZM187 116V117H186ZM257 116V117H256ZM131 117H133V118H131ZM187 119H186V118ZM28 118H30V119H28ZM129 118V119H128ZM135 118V119H134ZM256 118V120H253L252 121V119H255ZM263 119V120H260V119ZM133 119V120H132ZM137 119V120H136ZM186 119V120H185ZM129 120V121H128ZM119 121V122H120ZM137 121V122H136ZM252 121V122H251ZM254 121H256V122H254ZM260 121V122H259ZM262 122H263V124H262ZM253 123H255L256 125H254ZM260 123V124H259ZM263 125V126H262ZM253 126H255L254 128H252ZM32 127H34V126H31L30 128H32ZM124 127V128H123ZM255 130H257V131H255ZM162 131H165V130H163L162 129ZM179 133H183V138L185 139V137H186V134H187V132L186 131H181V130H177ZM181 131V132H180ZM258 131H260V134L258 133ZM167 132V131H166ZM178 135V134H177ZM258 135L260 136V137H258ZM263 137H262V136ZM86 136H88V137H86ZM102 136H103V134L102 133H100V134H97V135H92L91 136V134H84V135H82V136H80V138L81 139H79V137H77V139H76V142L75 143H73V151L75 152V153H79L80 151V153H82V151L84 152L85 150L84 149H86V146L88 147L89 145H91L92 143H97V142H100V141H102ZM179 136V135H178ZM85 137V138H84ZM93 137V138H92ZM58 138L59 139H61V135H59L58 136ZM84 138V139H83ZM90 138V139H89ZM170 138H173V137H170ZM257 138V139H256ZM85 139H87V140H85ZM100 139V140H99ZM89 140V141H88ZM91 140V141H90ZM255 140V141H254ZM261 140V141H260ZM79 143H78V142ZM88 141V142H87ZM244 141V142H243ZM92 142V143H91ZM243 144H242V143ZM250 142V143H249ZM88 143H90V144H88ZM76 146H75V145ZM79 144H81V145H79ZM245 144V145H244ZM78 145V146H77ZM81 146V147H80ZM84 146V147H83ZM188 147H190V145L188 146ZM221 147V148H220ZM226 149V144H219V145H215V147H213V150H212V153L214 154V152H215V150H217V151H219V149L221 150V149H224V148ZM244 147V148H243ZM81 148V149H80ZM196 148V149H195ZM194 149H192V151H191V153L188 155V156H185L186 157V159L185 160H198V161H203L204 159H205V157H206V155L205 154H203L201 151H199L198 150V148L197 147H195ZM215 148V149H214ZM217 148V149H216ZM233 148H236L235 146H233ZM240 148V147H239ZM75 149V150H74ZM77 149V150H76ZM88 149V148H87ZM246 149V150H245ZM80 150V151H79ZM248 150V151H247ZM231 151L233 152V151H235V150H232L231 149ZM2 152V153H1ZM100 152H101V155H100ZM103 151L101 150V151H96V153L95 152H89V155L88 154H86V152H85V155H86V157H89V158H92V157H94V158H104V157H106V153L105 152H103L104 153V155L105 156H103V153H102ZM58 153V152H57ZM60 153V154H59ZM59 155H57L59 158H61V159H59V158H55L54 160H55V162H54V160L53 161H51L50 162V164L49 163H46V162H44V163H40V165H39V163H35V162H30V163H26V160L28 161V159H29V157L27 156L26 158H24V159H22V161H21V163L20 162H18V163H20V167L21 168H26V167H30V166H35V167H37L40 171H44L45 170V172L47 173V170L49 169H53L54 170V167H52L54 164L56 165V166H58L60 163H62V162H60V161H65V162H68L67 161V159H65V156H63L64 154H63V152L62 151H59ZM79 153V154H80ZM95 153V154H94ZM193 153V155H191ZM199 153H201L200 154V157H199ZM2 154V155H1ZM61 154H63L62 156H61ZM248 154V155H247ZM94 155V156H93ZM96 155V156H95ZM205 155V156H204ZM244 156V155H243ZM196 157V158H195ZM204 157V158H203ZM5 158V153H4V151L2 150V151H0V165L2 166V164L3 165H5L6 164V161H7V163L9 162V161H14V158H15V160L16 159H19V157H12V159L13 160H6V158ZM64 158V159H63ZM6 160V161H5ZM58 160V161H57ZM24 161H25V163H24ZM30 161H32V160H30ZM231 160H228L227 162L229 163H227V162H225L224 164H222L221 166H220V168L218 169V171H217V174L215 175V177H214V179H213V181H212V185H213V187H212V190H211V193L212 194H214V195H210V196H212L211 197V199H210V196H206L204 199H206L204 202H200V201H197L196 200V198H197V196H189V197H184V196H182V195H177V194H172V193H170L167 189L165 190V189H163V192H161L162 191V189H158V190H156L155 192H154V188L151 186V187H148L147 185H150V184H152L153 185V183L152 182H149V181H146L147 179H149V180H152V181H154L155 180V178H154V176L151 178V177H147V176H145V175H141V176H143V177H141V178H136L135 179V181L133 180V178H131L133 181H131V179L130 180H126V179H128V178H125V177H121V176H119V175H116V176H111L110 174H105V172H103V173H98L97 175L99 176H97V178L95 177V178H93V180H92V176H89V174H90V172L88 171V170H85V169H81L80 170V168H79V170H75V169H77V167H75V166H73L71 163V161H70V164H69V162H68V164H67V172L68 173H73V174H69V175H67L66 177H63V179L64 180H62V179H58L57 177L58 176H56V175H54V173L53 172H51V174L49 173V175L47 176V174L45 173V172H43V173H45V175H43V179H41L40 181H38L34 186H32V187H30V186H28L29 188L27 189V187L25 188V187H22V188H20V190L19 189H17L18 191H17V193L15 194V197H17V198H20V200H17L15 203L16 204H14L13 203V201H9V204L10 205H12V206H14L13 208H12V210L10 211V212H8L9 213V215H8V213H7V216L5 217V219H4V221H6L5 223L7 224H5L4 226H3V228L0 230V235H2V236H0V238H1V240L0 241H2V242H0V255L2 256H0V263H2V264H4L5 263V261H4V256L6 257V256H9L8 255V253L9 252H11V251H13V247L15 246V244H17V246L18 245H20V247H18V248H21V247H24V245H26V244H39V243H46V245H45V247H42L43 248V250H42V248H41V251L39 250V251H36V253H38L39 255H37V254H35V256H34V258H35V260H36V262L35 263H33L34 261V258H32L30 261H33L31 264H51V262L53 263V264H69L70 262V264H85L84 263V261L86 262V264H94L93 262L94 261H90V259L88 260V258H89V256L91 255V254H89V252H90V250H92V248H94V250H97L98 252H95V251H93V252H95V253H93L94 255H96L95 257H94V259H95V264H158V262L160 263V264H182V262H180V261H183V264H198V262H199V264H202V263H204V264H264V263H262V262H264V243H262V242H264V229L262 228V227H264V224L261 222V221H264V215L262 216V214H264V212H259V211H256L254 208H252V207H244V208H242L241 209V207H243V205L241 206L240 205V203L238 202V201H235V200H231V201H227V200H223V202L222 201H220V200H217L216 198H215V194L217 193V192H219V189L220 188H223V187H227V186H229V185H232L233 183V180L234 181H239V183H242L243 181L240 179V180H237V179H234L235 177H236V175H237V171L243 166V164L240 166V167H238V164H236V162H234V160L233 161H231ZM57 162H59V164L57 163ZM233 162V163H232ZM23 163V164H22ZM168 163H171V162H164V163H162V164H160V163H157V162H153V164L151 165L150 164V166L152 167V166H154V167H152L153 169L155 168L157 171L158 170H166V167L167 166H170L171 167V164H168ZM227 164V165H226ZM43 165H45V168H42V167H44ZM71 165H72V167H71ZM159 165H161V166H159ZM167 165V166H166ZM230 165H232V166H230ZM24 166V167H23ZM55 166V167H56ZM226 166V167H225ZM48 167V168H47ZM51 167V168H50ZM74 167V168H73ZM87 168H89V167H87ZM86 168V169H87ZM160 168V169H159ZM235 168V169H234ZM42 169H44V170H42ZM223 171H222V170ZM229 169V170H228ZM48 170V171H49ZM73 170H74V172H73ZM163 170V171H164ZM224 170H227V172L225 171L224 172ZM232 170V171H231ZM242 169H240V171H241ZM76 171V172H75ZM85 172V173H84ZM231 172V173H230ZM74 173H78V176L76 175V174H74ZM81 173V174H80ZM89 173V174H88ZM222 173V174H221ZM86 176H85V175ZM224 174V175H223ZM233 174V175H232ZM51 175V176H50ZM54 175V176H53ZM85 177H84V176ZM102 175V176H101ZM105 177H104V176ZM109 176H111V177H109ZM118 176V178H115V177H117ZM219 176V177H218ZM222 178H221V177ZM225 176V177H224ZM235 176V177H234ZM45 177V178H44ZM48 177V178H47ZM50 177V178H49ZM56 177V178H55ZM87 177V178H86ZM107 177H108V179H107ZM227 177H228V179H230V180H227ZM66 178V179H65ZM68 178V179H67ZM76 178H78V179H76ZM82 180H81V179ZM91 178V179H90ZM100 178V179H99ZM112 178V179H111ZM151 178V179H150ZM220 178V179H219ZM226 178V179H225ZM45 179H47V180H45ZM57 179V180H56ZM87 181H86V180ZM96 179V180H95ZM106 181V179H107V181H108V183H107V181L106 182H104V180ZM115 179V180H114ZM118 179L120 180L119 182H118ZM142 179V180H141ZM55 180H56V183H55ZM74 180V181H73ZM80 182H79V181ZM89 180H90V183H89ZM98 180V181H97ZM103 180V181H102ZM110 180V181H109ZM117 180V181H116ZM122 180V181H121ZM144 180V181H143ZM219 180V181H218ZM227 180V181H226ZM59 181H60V184H59ZM65 181H67V182H65ZM77 181V182H76ZM84 181V182H83ZM100 181V182H99ZM101 181L103 182V183H101ZM112 181V182H111ZM114 181V182H113ZM124 181H128V183L127 182H124ZM130 181V182H129ZM142 181V182H141ZM58 182V183H57ZM70 182V183H69ZM131 182H133V183H131ZM136 182V183H135ZM138 182H140L139 183V185H138ZM143 182H147V183H143ZM149 182V183H148ZM219 182H221V183H219ZM230 182V183H229ZM83 183V184H82ZM122 183V184H121ZM131 183V184H130ZM219 183V184H218ZM62 184H63V186H62ZM75 184V185H74ZM79 184H81V185H79ZM96 184H97V186H96ZM128 184V185H127ZM135 184V185H134ZM137 184V185H136ZM183 184H185V186H187L186 184H188V183H186V182H184ZM182 184V185H183ZM217 184H218V186H217ZM58 185V186H57ZM86 187H84V186ZM115 185H117V186H115ZM119 185V186H118ZM142 185V186H141ZM145 185V186H144ZM189 186H190V188L191 189H189L190 190V192L191 193H197V191H198V188H196L195 186H193V185H190V184H188ZM222 185V186H221ZM78 186H80V187H78ZM122 186V187H121ZM125 186H127V187H129V188H127V187H125ZM141 186V187H140ZM144 186V187H143ZM189 186H187L188 188H189ZM214 186H216V187H214ZM111 187H112V189H111ZM116 187H117V189H116ZM118 187H119V189H118ZM125 187V188H124ZM132 187V188H131ZM134 187H136V188H134ZM193 187H194V189H193ZM220 187V188H219ZM23 188H25V189H23ZM31 188V189H30ZM62 188V189H61ZM82 189V188H84V189H82V190H80V189ZM131 188V189H130ZM142 188H143V190H142ZM214 188V189H213ZM21 189H22V191H21ZM111 189V190H110ZM125 189H127V190H125ZM129 189V190H128ZM197 189V190H196ZM26 190H29V191H26ZM65 192H64V191ZM84 190V191H83ZM98 190V191H97ZM107 190H109V191H107ZM117 190V191H116ZM122 190H124L123 192H122ZM132 190H133V192H132ZM135 190V191H134ZM137 190V191H136ZM159 190H161L160 192H159ZM192 190H194V191H192ZM23 192V193H21V192ZM25 191H26V193H25ZM105 191V192H104ZM112 191V192H111ZM115 191V192H114ZM126 191V192H125ZM130 191V193H127V192H129ZM147 191V192H146ZM153 191V192H152ZM158 191V192H157ZM167 191H168V193H167ZM215 191H216V193H215ZM61 192V193H60ZM101 192H103L102 194H100ZM116 192H118V193H116ZM142 192V193H141ZM145 192H146V194H145ZM21 193V194H20ZM28 193V194H27ZM29 193L30 194H32V195H29ZM83 195H82V194ZM123 195H122V194ZM140 193V194H139ZM147 193H149V195L147 194ZM153 193H155V194H153ZM165 193H166V196H165ZM18 194V195H17ZM24 194H27V195H24ZM36 194V195H35ZM104 194V195H103ZM119 194H120V196H119ZM152 194H153V196H152ZM157 194V195H156ZM162 194V196H160ZM164 194V195H163ZM168 194H170V196L168 197ZM58 195V197L59 198H57L56 196ZM67 195V196H66ZM79 195L81 196V198L79 197ZM103 195V196H102ZM160 196V198H163V199H160V198H156V196ZM173 195V196H172ZM175 195H176V197H175ZM30 196V197H29ZM38 196V197H37ZM60 196H62V198L60 197ZM78 196V197H77ZM96 196H98V197H96ZM106 196V197H105ZM109 196V197H108ZM149 196V197H148ZM158 196V197H159ZM22 197V198H21ZM27 197V198H26ZM34 198V199H32V198ZM45 197V198H44ZM75 197V198H74ZM93 197H94V199H93ZM153 199H152V198ZM170 197H172V198H176L175 200H176V202L174 203V199H172V198H170ZM54 198H56V199H54ZM76 198H78V199H76ZM103 198V199H102ZM110 198V199H109ZM112 198V199H111ZM167 198V199H166ZM178 198H180V199H178ZM188 198V199H187ZM199 198V197H198ZM213 198V199H212ZM11 199H13V197L11 198ZM29 200V201H26V200ZM41 199V200H40ZM47 199V200H46ZM71 199V200H70ZM74 199V200H73ZM99 199V200H98ZM101 199L103 200V201H101ZM106 199V202H107V204H106V202H104V200ZM119 200V203H118V200ZM154 199H155V201L157 202V203H155V201H154ZM159 199V200H158ZM169 199V200H168ZM184 201H182V200ZM185 199V200H184ZM35 200V201H34ZM46 200V202H44ZM73 200V201H72ZM76 200V201H75ZM98 200V201H97ZM110 200V201H109ZM113 200V202H115V205L118 203V205H116V206H110V205H114L113 204V202H111ZM115 200V201H114ZM121 200V201H120ZM123 200H127V202L125 203V201L123 202ZM158 200V201H157ZM162 200H164V201H162ZM182 202L181 203V205L179 204V202ZM193 200V201H192ZM0 201H1V198H0ZM43 201V202H42ZM94 201V202H93ZM101 201V202H100ZM129 201V202H128ZM160 201V202H159ZM192 203H191V202ZM34 202H37V203H34ZM49 202V203H48ZM67 202V203H66ZM80 202V203H79ZM93 202V203H92ZM98 203V205H95L94 206V204H97ZM104 202V203H103ZM120 202H122V203H120ZM159 202V203H158ZM163 202H164V204H166L167 203V205H164L163 204ZM188 202H190V204L188 203ZM210 202H212V203H210ZM215 202V203H214ZM217 202V203H216ZM231 202V203H230ZM12 203V204H11ZM18 203V204H17ZM22 205H20V204ZM27 203H29V204H27ZM32 203V204H31ZM40 203H41V205H40ZM43 203V204H42ZM47 203V204H46ZM57 203H58V205H57ZM124 203V204H123ZM127 203H129L128 204V206L126 205ZM162 203V204H161ZM184 203H187V204H185L184 205ZM206 203H208V205L206 204ZM234 205H233V204ZM26 204V206L25 207H23L24 205ZM35 204V205H34ZM38 204V205H37ZM71 204V205H70ZM73 204V205H72ZM93 204V205H92ZM110 204V205H109ZM146 204H148V206L146 207ZM149 204H150V206H149ZM153 204H156V205H154V206H151V205H153ZM191 204L192 205H194L193 207L191 206ZM211 204H213V206L214 207H212L211 206ZM218 204V205H217ZM227 204H230V205H227ZM17 205V206H16ZM29 205H30V207H29ZM65 205V206H64ZM102 205H104V207L102 206ZM106 205V206H105ZM110 207H109V206ZM131 205H136L139 209H141V210H139L136 206L133 208ZM157 205H159V206H157ZM161 205V206H160ZM176 205H179V206H176ZM188 205V206H187ZM196 205V206H195ZM223 205V206H222ZM233 205V206H232ZM235 205H236V207H235ZM238 205H240V207H237ZM97 206H98V208H97ZM100 206V207H99ZM119 206H120V208H119ZM126 206V207H125ZM185 206V207H184ZM21 207V208H20ZM23 207V208H22ZM44 207V208H43ZM50 207V208H49ZM96 207V208H95ZM109 207V208H108ZM114 208V210H113V208ZM153 207L155 208V209H153ZM160 207H162L163 208V210H160ZM164 207H165V209L167 210V209H169V210H165L164 209ZM186 207L188 208V207H190V209L189 210H192V209H194V213H192L191 214V222L192 223H190V225H192L193 223H195V224H197V226L195 225V224H193V226L195 225V227H191V226H189V224H186V226H187V228H186V226L184 225V223L181 221V219H180V213L182 212L181 210H183L184 208L186 209ZM192 207V208H191ZM216 207V208H215ZM218 207H220L219 209H218ZM225 208V210L226 209H228V211H229V209H230V211L228 212V213H230L231 212V214H228V213H226L227 212V210H226V212H225V210H223L224 208ZM234 207V208H233ZM28 208V209H27ZM33 208V209H32ZM36 210H35V209ZM116 208V209H115ZM147 208H149V209H147ZM176 208V209H175ZM178 208L180 209V210H178ZM222 208V209H221ZM233 208V209H232ZM236 208V209H235ZM238 208V209H237ZM241 210H240V209ZM14 209H15V211H14ZM48 209V210H47ZM58 209V210H57ZM62 209V210H61ZM67 209V210H66ZM90 209V210H89ZM97 209V210H96ZM132 209H133V211H132ZM144 209V210H143ZM152 209H153V211H152ZM159 211H158V210ZM244 209V210H243ZM252 209V210H251ZM24 210V211H23ZM28 210V211H27ZM32 210V211H31ZM34 210V211H33ZM38 210V211H37ZM94 210V211H93ZM105 210H106V212H105ZM112 210H113V212H112ZM122 210V211H121ZM126 210H128V211H126ZM148 212H147V211ZM222 210H223V212H222ZM247 210V211H246ZM251 210V211H250ZM254 210V211H253ZM15 212V214H13L14 212ZM84 211H86V212H84ZM102 211L105 213H102ZM115 211H116V213H115ZM120 211V212H119ZM124 211V212H123ZM130 211V212H129ZM141 211V212H140ZM164 213V214H156V213ZM161 211V212H160ZM165 211V212H164ZM168 211L170 212V213H168ZM171 211H174V212H172V214H171ZM240 211V212H239ZM243 211H245V212H243ZM250 211V212H249ZM21 212V213H20ZM26 212V213H25ZM66 212V213H65ZM91 212V213H90ZM109 212H111V213H113V215L111 214V213H109ZM126 212V213H125ZM129 212V213H128ZM133 212V213H132ZM135 212V213H134ZM138 212V213H137ZM151 212V213H150ZM195 212H196V214H195ZM220 212H222V213H220ZM233 212H234V214H233ZM237 212V213H236ZM240 214H243V213H245L249 218H251V220L254 218V219H256L257 221V223L256 222H254L255 220L253 219L252 221H249L248 222V218H243V219H241V221L239 220L238 221V217L240 216L239 215V213ZM251 212H252V214H251ZM255 212V213H254ZM11 213V214H10ZM28 213V214H27ZM31 213V214H30ZM34 213V214H33ZM99 213V214H98ZM102 213V214H101ZM115 213V214H114ZM149 213V214H148ZM166 213V214H165ZM249 213V214H248ZM256 214L255 216H254V214ZM13 214V215H12ZM18 214H21V215H18ZM23 214H25V216L23 215ZM132 214H136V216L135 215H133V217H132ZM143 214V215H142ZM145 214H147V215H145ZM151 214V215H150ZM195 214V215H194ZM215 214V215H214ZM219 215V216H217V215ZM259 216H258V215ZM17 215H18V217H17ZM28 215H30V216H27ZM53 215V216H52ZM59 215V216H58ZM78 215V216H77ZM82 215V216H81ZM86 215V216H85ZM121 215V216H120ZM123 215V216H122ZM128 215V216H127ZM154 215V216H153ZM156 215V216H155ZM162 217H164V218H162ZM167 215H169V216H167ZM233 215H235V219H234V216ZM251 215H253V216H251ZM9 216V218H7ZM50 216H52L51 218H50ZM64 216V217H63ZM76 216V217H75ZM80 216V217H79ZM138 216H139V218H138ZM149 218H148V217ZM157 216H159V217H157ZM222 216V217H221ZM258 216V217H257ZM12 217V218H11ZM22 217V218H21ZM44 217V218H43ZM75 217V218H74ZM122 217V218H121ZM145 217V218H144ZM215 217V218H214ZM216 217H218L217 219H216ZM233 217V219H231V218ZM256 217V218H255ZM259 217H261L263 220H261V218L259 219ZM19 218V219H18ZM36 218V219H35ZM54 218V219H53ZM65 220H64V219ZM114 218V219H113ZM126 218V219H125ZM133 218V219H132ZM154 218H156L155 220H154ZM178 218L180 219V221L178 220ZM7 219V220H6ZM60 219H62V220H60ZM111 219H113V220H111ZM123 219V220H122ZM131 219V220H130ZM140 221H139V220ZM144 219V220H143ZM147 219H148V222H147ZM162 219V220H161ZM163 219H164V221H163ZM172 219V220H171ZM176 219V220H175ZM237 219V221H235ZM9 220V221H8ZM23 220H24V222H23ZM35 220H36V222H37V220L38 221H43L42 222V224H35L36 222H35ZM57 220H59L58 221V223H57ZM68 220V221H67ZM119 220V221H118ZM133 220H135V221H133ZM177 221V222H175V221ZM196 222H195V221ZM12 221V222H11ZM27 221V222H26ZM32 221H34V222H32ZM50 221H52V222H50ZM54 221V222H53ZM56 221V222H55ZM65 221H67V222H65ZM71 221V222H70ZM100 221V222H99ZM111 221V222H110ZM125 221V223H122V222H124ZM223 221V222H222ZM263 224V226H262V224H260V222ZM9 222V223H8ZM20 222V223H19ZM23 222V223H22ZM26 222V223H25ZM46 222V223H45ZM48 222V223H47ZM61 222V224H59ZM74 222V223H73ZM90 222V223H89ZM94 222H96V223H94ZM98 222V223H97ZM129 222V223H128ZM133 222H135V223H133ZM165 222V223H164ZM166 222H168V224L166 223ZM170 222V223H169ZM175 222V223H174ZM235 222V223H234ZM239 222V223H238ZM253 222V223H252ZM259 222V223H258ZM24 224L25 226H27V227H29V228H27V230L26 229H22V230H18L19 232H21V234L18 232L17 233V231L16 230H12L11 231V226H13V225H16V224ZM32 223V224H31ZM51 223V224H50ZM69 225H68V224ZM72 223H73V225H75V226H73L72 225ZM82 223V224H81ZM89 223V224H88ZM94 223V224H93ZM133 223V224H132ZM145 223V224H144ZM151 223V224H150ZM156 225H155V224ZM177 226H175L174 224ZM176 223H179L180 224V226H179V224H176ZM239 225H238V224ZM28 224V225H27ZM44 224V225H43ZM51 226H50V225ZM71 224V225H70ZM107 224V225H106ZM139 224V225H138ZM166 224V225H165ZM172 224V225H171ZM184 225V227H182L183 225ZM202 224V225H201ZM207 225V226H205V225ZM235 224V225H234ZM242 224V225H241ZM243 224L245 225V226H243ZM252 224H253V226H252ZM260 226H259V225ZM32 225V226H31ZM34 225V226H33ZM42 225V226H41ZM45 225H47V226H45ZM50 227H49V226ZM53 225V226H52ZM56 225V226H55ZM58 225H60V226H62V227H60V226H58ZM96 225V226H95ZM99 225V226H98ZM105 225V226H104ZM124 225H125V227H128V228H125L124 227ZM129 225V226H128ZM150 225H152V227L151 228H156V227H160V228H162L163 229V232H160V233H156L155 235L156 236H146V231L145 230H147V229H149L150 228ZM168 225V226H167ZM205 226L204 228H202V227H200V226ZM237 225V226H236ZM256 225V226H255ZM36 226H39V227H36ZM58 226V227H57ZM65 226V227H64ZM83 226V227H82ZM90 228H89V227ZM104 226V227H103ZM113 226H114V228H113ZM145 226V227H144ZM154 226V227H153ZM162 226V227H161ZM174 226V228L175 229H173L172 227ZM189 226V227H188ZM5 227H7V228H5ZM57 229H56V228ZM67 227V228H66ZM116 227V228H115ZM124 227V228H123ZM130 227V228H129ZM132 227H133V229H132ZM148 227V228H147ZM191 227V228H190ZM196 227H197V229H196ZM200 227V228H199ZM206 227H208V228H206ZM238 227V228H237ZM244 227V228H243ZM254 227V228H253ZM10 228V229H9ZM31 228H33V230L35 229V230H37V231H35V232H37L36 234L37 235H40V233H42V232H44V234L41 236H37V237H35V238H33V239H31V238H29L27 241H25L24 240V238L22 239L21 238V236L24 234V233H26V232H30V231H33ZM53 228V229H52ZM66 228V229H65ZM71 228V229H70ZM74 228L76 229L75 230V232H74ZM87 228V229H86ZM89 228V229H88ZM112 228V230H113V232H116L114 235H112V236H109V229H111ZM142 230H140V229ZM193 228H194V230H193ZM237 228V229H236ZM240 228H242L241 230H240ZM247 228H249V229H247ZM252 228V229H251ZM6 229H7V231H6ZM29 229V230H28ZM60 230V231H58L57 233H56V231L57 230ZM70 229V233L68 232V230ZM92 229L95 231V232H93L92 231ZM98 229V230H97ZM116 229V230H115ZM118 229V230H117ZM122 229V230H121ZM135 229V230H134ZM191 229V230H190ZM202 229V230H201ZM263 231H262V230ZM26 230V231H25ZM53 230V231H52ZM55 230V231H54ZM87 230H89V232L87 231ZM91 230V231H90ZM97 230V231H96ZM128 230V231H127ZM137 230V231H136ZM139 230V231H138ZM165 230V231H164ZM168 230V231H167ZM178 231V232H176V231ZM184 230H185V232H184ZM198 232H197V231ZM216 230V231H215ZM226 230V231H225ZM237 230H239V233H238V231ZM247 230V231H246ZM5 231V232H4ZM16 231V232H15ZM42 231V232H41ZM71 231H73V235L71 234L72 232ZM77 231V232H76ZM81 231V232H80ZM85 231V232H84ZM87 231V232H86ZM107 231V232H106ZM143 233H141V232ZM175 231V232H174ZM179 231H181L182 232V234H181V232L179 233ZM191 231V232H190ZM224 231V232H223ZM260 231V232H259ZM8 232V233H7ZM40 232V233H39ZM51 232V233H50ZM53 232V233H52ZM63 232V233H62ZM91 232H93V234H95V235H93V234H90ZM106 232V233H105ZM127 232H129V233H127ZM130 232H132V233H130ZM135 234H134V233ZM138 232H139V234H138ZM165 232V233H164ZM193 232V235H191L190 233H192ZM248 235V236H246V234ZM262 232V233H261ZM2 233V234H1ZM8 235H7V234ZM13 233V234H12ZM39 233V234H38ZM56 233V234H55ZM62 233V234H61ZM81 233V234H80ZM97 233V234H96ZM101 233H102V235H104V237H105V235H106V237L104 238L102 235H101ZM104 233V234H103ZM109 233V234H108ZM121 233V234H120ZM123 233V234H122ZM127 233V234H126ZM164 233V234H163ZM166 233H168L170 236V238L172 239V238H175L176 237V241H175V239H169V237H168V234H167V236H166ZM171 233V234H170ZM186 233H187V235H186ZM195 233V234H194ZM197 233V234H196ZM199 233V234H198ZM206 233H207V236H206ZM228 233V234H227ZM256 233V234H255ZM6 234V235H5ZM9 234H11V235H9ZM17 234V235H16ZM67 234V235H66ZM84 234V235H83ZM100 235V237H101V241H100V239H99V235ZM108 234V235H107ZM118 235V237H116L117 235ZM129 234V235H128ZM134 236H132V235ZM136 234H138V236H136ZM143 236L144 234V238L141 236V235ZM159 234V235H158ZM178 234H181V235H178ZM243 234V235H242ZM250 234V235H249ZM4 235V236H3ZM27 234H25L24 236L25 237H27L26 236ZM52 235V236H51ZM54 235H55V237H54ZM65 235V236H64ZM71 237H70V236ZM74 235H76L75 237H74ZM80 235V236H79ZM98 235V236H97ZM122 235H124L123 237L121 236V238H120V236ZM173 235V236H172ZM189 235V236H188ZM196 235V236H195ZM239 235V236H238ZM245 235V236H244ZM9 236V237H8ZM13 236V237H12ZM15 236V237H14ZM19 236V237H18ZM50 236V237H49ZM60 236H62V237H64V238H61ZM80 238H79V237ZM83 236V237H82ZM87 236V237H86ZM127 236V237H126ZM158 236H160V237H158ZM164 236V237H163ZM179 236V237H178ZM203 236V237H202ZM215 236V238H213ZM224 236V237H223ZM227 236H229V237H227ZM52 237V238H51ZM57 237V238H56ZM73 237V238H72ZM94 237V238H93ZM96 237V238H95ZM108 237H110V238H108ZM113 239H112V238ZM129 237V238H128ZM139 238V240L137 239V238ZM146 237H147V239H146ZM153 239H152V238ZM155 237V238H154ZM158 237V238H157ZM180 239V238H182V239H180L181 241H183L182 243L180 242V240L178 239V238ZM202 237V238H201ZM236 237V238H235ZM248 237V238H247ZM252 237V238H251ZM20 238V240H19V242L17 241V242H15L14 243V241H15V239H19ZM53 238H54V240H53ZM59 238V240L57 241V239ZM77 238H79V239H77ZM86 238V239H85ZM92 238V239H91ZM114 238H116L115 240H114ZM119 238V239H118ZM123 238V239H122ZM132 240H131V239ZM157 238V239H156ZM169 240H168V239ZM190 238V239H189ZM203 238H205V239H203ZM212 238H213V240H212ZM222 238V239H221ZM14 239V240H13ZM66 239L68 240V239H70V240H68V241H66ZM74 239H75V241H74ZM108 239H111V241L110 240H108ZM121 239V240H120ZM136 239V240H135ZM143 239V240H142ZM144 239H145V242H144ZM151 241H150V240ZM159 239V240H158ZM166 239V240H165ZM177 239H178V241H177ZM188 240V241H186V240ZM221 239V240H220ZM245 239V240H244ZM248 239V240H247ZM5 240V241H4ZM10 240H12V241H10ZM64 240V241H63ZM86 240V241H85ZM93 242H91V241ZM98 240V241H97ZM114 240V241H113ZM117 240V241H116ZM161 240V241H160ZM174 240V241H173ZM215 240V241H214ZM217 240V241H216ZM226 240V241H225ZM231 240H233V241H231ZM242 240V241H241ZM255 242H254V241ZM11 242V243H9V242ZM32 241H34V242H32ZM59 241H62V242H60L59 243ZM74 241V242H73ZM78 241V242H77ZM85 241V242H84ZM106 241V242H105ZM113 241V242H112ZM119 241H121V242H119ZM127 242V244H126V242ZM134 241V242H133ZM139 241H140V243H139ZM163 241V242H162ZM172 241V242H171ZM214 241V242H213ZM225 242V244L223 245V243ZM252 241V242H251ZM8 242V243H7ZM37 242H39V243H37ZM50 242V243H49ZM51 242H52V244H51ZM76 242V243H75ZM91 242V243H90ZM97 242V243H96ZM98 242H100V244L98 243ZM102 242V243H101ZM111 242V243H110ZM116 242V243H115ZM125 242V243H124ZM130 242V243H129ZM141 242H143V243H141ZM148 242V243H147ZM152 242V243H151ZM158 242V243H157ZM161 242V243H160ZM174 242H176V243H174ZM180 242V244H178ZM188 242V243H187ZM192 242V243H191ZM210 244H209V243ZM215 244L216 243V245H220V244H222V245H220V246H215L213 243ZM242 242V243H241ZM79 243V244H78ZM81 243V244H80ZM88 245H87V244ZM90 243V244H89ZM105 245H104V244ZM109 245H108V244ZM129 243V244H128ZM190 243V244H189ZM212 243V244H211ZM236 243L238 244V246L236 245ZM244 243H246V244H244ZM251 243V244H250ZM259 243H260V245H259ZM2 244H3V247H2ZM7 244V245H6ZM12 244V245H11ZM48 244L51 246V247H53L54 245H56V247H55V249H54V247L53 248H51L50 246H48ZM54 244V245H53ZM60 244V245H59ZM68 244V245H67ZM83 244L84 245H86V246H83ZM93 246H92V245ZM98 244V245H97ZM142 244V245H141ZM145 246H144V245ZM159 245V246H161V249H159L158 247H157V245ZM186 244V245H185ZM201 244H203V245H201ZM206 244V245H205ZM230 244V245H229ZM233 244H235L234 246H233ZM250 244V245H249ZM9 245V246H8ZM22 245V246H21ZM57 245L59 246V248H57ZM71 245V246H70ZM79 245L81 246V248L79 247ZM94 245H96L97 247H95ZM114 245H116L115 247H114ZM121 245H122V247L124 248H126V249H128L129 251L127 252V253H119V252H122V251H124V249H120V248H122L121 247ZM136 245V246H135ZM140 247V245H141V247H145L146 249H145V251H147V249H148V251L146 252V255L144 256H142V255H133L134 254V252L135 251H133V249H131V247H138V246ZM148 245V246H147ZM151 245V246H150ZM156 245V246H155ZM171 245H172V247H171ZM181 245V246H180ZM212 245V246H211ZM240 245V246H239ZM246 245L248 246V247H246ZM254 247H253V246ZM255 245H256V248H255ZM263 245V246H262ZM6 246V247H5ZM11 246V247H10ZM13 246V247H12ZM44 246V245H43ZM62 246V247H61ZM68 246V247H67ZM106 246V247H105ZM110 246V247H109ZM118 246V247H117ZM129 246V247H128ZM131 246V247H130ZM148 248H147V247ZM151 248H150V247ZM155 246V247H154ZM164 246V247H163ZM174 246H176V247H174ZM179 247V249H178V247ZM182 246H183V248H182ZM233 246V247H232ZM245 248H244V247ZM64 247V248H63ZM71 247H73V249L71 248ZM78 247V248H77ZM112 247V248H111ZM128 247V248H127ZM133 247V248H134ZM154 247V248H153ZM158 249H157V248ZM166 247H167V249H166ZM174 247V248H173ZM185 247V248H184ZM205 247V248H204ZM223 247V248H222ZM252 247V248H251ZM6 248V249H5ZM66 248V249H65ZM77 248V249H76ZM90 249L89 251H87L88 249ZM112 249V250H115V249H118V250H115V251H113L112 253H110L107 249ZM114 248V249H113ZM171 248V249H170ZM186 248H188V249H186ZM250 248V249H249ZM4 249V250H3ZM46 249H48V250H46ZM59 249V250H58ZM75 249V250H74ZM106 251H105V250ZM120 249V250H119ZM125 249V250H126ZM163 249V250H162ZM169 249V250H168ZM178 249V250H177ZM214 249H216L217 251L215 252V250ZM231 249V250H230ZM247 249V250H246ZM260 249H262V250H260ZM9 250V251H8ZM11 250V251H10ZM14 250H17V249H14ZM49 250H50V253H49ZM57 250H58V252H59V254H58V252H57ZM61 250V251H60ZM66 250V251H65ZM72 250V251H71ZM83 250V251H82ZM86 250V251H85ZM104 250V251H103ZM122 250V251H121ZM142 250H144L143 248H142ZM158 250V251H157ZM161 251V253H160V251ZM168 250V251H167ZM181 250V251H180ZM185 250V251H184ZM199 250V251H198ZM205 250V251H204ZM4 251V252H3ZM8 251V252H7ZM131 251H133L132 253H131ZM155 251V252H154ZM172 251H174V252H172ZM183 251V252H182ZM193 252V253H191V252ZM203 251H204V253H203ZM209 253H208V252ZM219 251V252H218ZM220 251H222V252H220ZM247 251V252H246ZM42 252H43V254H42ZM56 254H55V253ZM65 254H64V253ZM69 252V253H68ZM72 252H74L75 253V255H76V257H78V259L77 258H75V257H70V259H69V256H68V259H69V261H67V253H68V255H70V253H72ZM77 252H79V253H77ZM84 252H87L85 255H84ZM110 253V255H112V256H110L109 255V253ZM118 253L119 255L118 256H115L114 257V255L113 254H115V253ZM151 252V253H150ZM152 252L154 253V255L156 254V252H158L155 256L154 255H152ZM171 252V253H170ZM189 252V253H188ZM207 252V253H206ZM214 252V253H213ZM237 252V253H236ZM4 253V254H3ZM6 253V254H5ZM45 253V254H44ZM52 253V254H51ZM61 253V254H60ZM100 253H102V254H100ZM150 253V254H149ZM179 253H181V255L179 254ZM186 253V254H185ZM202 253V254H201ZM246 253V254H245ZM3 254V255H2ZM52 255V256H50V255ZM123 256H122V255ZM147 254H148V257H147ZM170 256H169V255ZM200 255V256H198V255ZM205 254V255H204ZM207 254L209 255V256H207ZM216 254V255H215ZM238 254V255H237ZM240 254V255H239ZM40 255H42V256H40ZM45 255V256H44ZM60 256V257H55V256ZM65 255V256H64ZM83 255V256H82ZM102 255V256H101ZM107 255V256H106ZM126 257H125V256ZM130 255V256H129ZM150 255H152L151 257H150ZM162 255V256H161ZM167 255V256H166ZM173 255V256H172ZM178 255V256H177ZM180 255V256H179ZM197 255V256H196ZM202 255V256H201ZM213 255V256H212ZM221 255V256H220ZM235 255V256H234ZM44 256V257H43ZM87 257V258H85V257ZM105 256V257H104ZM135 256V257H134ZM143 257V259H142V257ZM176 258H175V257ZM182 256L184 257L183 259H182ZM191 256V257H190ZM222 257V258H220V257ZM244 256V257H243ZM45 257H46V259H45ZM51 257V258H50ZM52 257H54V258H52ZM66 257V258H65ZM83 259H82V258ZM98 258V260H96L97 258ZM112 257V258H111ZM117 257H118V259H117ZM130 257V258H129ZM132 257V258H131ZM136 258V259H134V258ZM141 257V258H140ZM144 257H145V259H144ZM147 257V258H146ZM156 257V258H155ZM178 257V258H177ZM181 257V258H180ZM188 257V258H187ZM194 257V258H193ZM196 257H199V258H196ZM202 257V258H201ZM213 257H216V258H213ZM218 257V258H217ZM248 259H247V258ZM252 257V258H251ZM60 258V259H59ZM103 258H106V259H103ZM107 258H108V261L106 262V261H104V260H107ZM122 258H124V260L122 259ZM125 258H127V259H125ZM151 258V259H150ZM166 258V259H165ZM167 258H168V260H167ZM172 258H175V259H172ZM181 260H180V259ZM201 258V259H200ZM39 259H40V261H39ZM52 259V260H51ZM54 259V260H53ZM86 259V260H85ZM115 259V260H114ZM122 259V260H121ZM143 261H142V260ZM155 259V260H154ZM161 259V260H160ZM164 259H165V261L167 262H163L164 261ZM198 259V260H197ZM211 259V260H210ZM245 259V260H244ZM46 260H48V263H47V261ZM57 260H59V261H57ZM62 262H61V261ZM75 262H74V261ZM79 260V261H78ZM82 260V261H81ZM114 260V262H112ZM127 260V262L125 263V261ZM130 260V261H129ZM134 260V261H133ZM139 260H141L142 262H145V263H142L141 261H139ZM153 262H151V261ZM157 260H158V262H157ZM177 260V261H176ZM40 263H39V262ZM45 262V263H42V262ZM55 261H57V262H55ZM65 261V262H64ZM69 262V263H67V262ZM77 261L78 262H80V263H77ZM89 263H88V262ZM99 261V262H98ZM101 261V262H100ZM121 261V262H120ZM124 261V262H123ZM129 261V262H128ZM156 261V262H155ZM169 261V262H168ZM173 261H175V262H173ZM184 261H186V262H184ZM191 261V262H190ZM195 261V262H194ZM227 261V262H226ZM4 262V263H3ZM11 262V261H10ZM50 262V263H49ZM55 262V263H54ZM60 262V263H59ZM74 262V263H73ZM104 262V263H103ZM133 262V263H132ZM138 262V263H137ZM178 262V263H177ZM190 262V263H189ZM210 262V263H209ZM221 262V263H220ZM236 262V263H235ZM14 264V262H11V263H9V262H7L6 261V263L5 264ZM26 264V263H25ZM27 264H28V262H27Z\"/></svg>","mask_w":264,"mask_h":264}]
</instances>
